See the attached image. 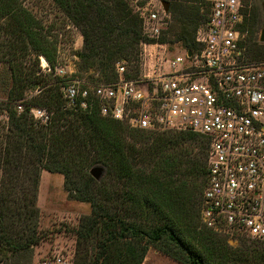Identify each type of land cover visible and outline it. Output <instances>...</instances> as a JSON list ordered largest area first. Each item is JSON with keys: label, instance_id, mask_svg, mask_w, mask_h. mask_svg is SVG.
Here are the masks:
<instances>
[{"label": "trees", "instance_id": "trees-1", "mask_svg": "<svg viewBox=\"0 0 264 264\" xmlns=\"http://www.w3.org/2000/svg\"><path fill=\"white\" fill-rule=\"evenodd\" d=\"M23 1L0 0V38L5 37L0 58L10 56L12 64L17 51L32 48L37 65L39 57L54 64L56 43ZM54 1L82 31L78 65L96 69L106 84L118 83V63L126 68V81L140 80L143 44L181 43L200 52L196 32L210 12L203 0H163L180 18V31L169 41L144 35L129 0ZM249 13L241 27L242 48L249 62L264 63V44L257 40L261 14L256 7ZM132 62L137 74L129 69ZM10 68L14 91L5 108L9 127L0 151V264H31L34 249L47 241L38 206L43 171L63 175L68 198L91 206L74 229V264H144L151 248L180 264H264V241L248 246L251 239L244 236L242 247L235 248L202 225L210 147L205 137L133 129L103 116L98 102L87 110L69 109L60 85L36 71L24 73L20 65ZM38 90L19 112L16 101ZM34 108L53 114L50 123L40 125ZM96 166L106 168L100 181L90 174Z\"/></svg>", "mask_w": 264, "mask_h": 264}, {"label": "built area", "instance_id": "built-area-1", "mask_svg": "<svg viewBox=\"0 0 264 264\" xmlns=\"http://www.w3.org/2000/svg\"><path fill=\"white\" fill-rule=\"evenodd\" d=\"M203 2L210 12L196 32L200 52L185 49L166 60L168 73L148 81L152 88L143 85L147 74L143 82L126 81L121 63L117 84L74 80L73 67L61 63L53 73L66 83L62 93L71 109L87 110L98 102L103 116L128 121L133 129L173 128L205 137L210 147L204 226L264 241V63L249 62L242 48L249 0ZM150 6L140 11L143 31L158 39L167 24L165 3ZM160 46L166 57L172 53L167 44ZM41 264L72 263L58 256Z\"/></svg>", "mask_w": 264, "mask_h": 264}, {"label": "rangeland", "instance_id": "rangeland-1", "mask_svg": "<svg viewBox=\"0 0 264 264\" xmlns=\"http://www.w3.org/2000/svg\"><path fill=\"white\" fill-rule=\"evenodd\" d=\"M182 3H187L185 0H180ZM179 1V2H180ZM134 12L140 17V11L142 12L144 8L151 5V8L159 9V5L163 3H168L163 0H129ZM23 6L26 10L31 12L32 15L38 20L40 25L45 29V33L49 36L52 43H56V61L51 64L46 58L39 57V65H37L36 53L32 48L24 54L21 51H17L18 59L11 60L7 57L5 60L0 58V151L4 149L6 145V133L9 127V116L5 108L7 107V100L10 96V92L13 90V80L11 79L13 69L11 66L20 65L25 69L24 73L32 74L36 71L38 75H44L48 79V82L53 85H60L63 91V87L66 83H62L61 80L54 76V68L61 63V65L72 66L74 70V80L85 81L92 84H106L100 80V75L98 71L94 68L89 70H84L78 65L79 53H81L84 46V37L80 28L76 27L73 22L67 17V15L59 8L58 4L54 0H24ZM264 0H249L247 3L246 18L249 11L256 7L261 14L262 26L259 34L257 35V40L260 42V35L263 29V13H264ZM171 4H169V12H167L166 22L164 30L161 33L160 38H167L170 40H175L177 34L180 31V21H177L179 17H175L170 13ZM166 11V10H165ZM250 14V13H249ZM177 18V19H176ZM180 19V18H179ZM246 21V20H245ZM172 31V32H171ZM176 31L175 35L174 32ZM256 35V34H255ZM158 37V39H160ZM245 39V38H244ZM5 37L0 38V42H3ZM173 40V41H174ZM244 41V40H243ZM263 44V43H261ZM145 49V44L141 46V56H140V80L143 82L144 75L147 74V79L143 82V85L147 86L148 81H152L154 78L158 77L160 73L166 74L168 70L164 71L166 60L175 58L176 55H182L185 48L181 43H168V48L172 53L166 54L164 48L160 45V42L156 44H147ZM6 51V48H2ZM246 49V48H245ZM244 49V54L246 50ZM248 53V52H247ZM246 56V54H245ZM247 59V56H246ZM4 60L5 62L1 61ZM44 60L47 62L46 66ZM134 62L130 63L129 69L132 74H137L136 68L133 65ZM157 80H160V77ZM9 77V78H8ZM50 85V86H53ZM156 86V85H155ZM144 87V86H143ZM148 87L152 88V84ZM147 87V88H148ZM149 90V89H147ZM14 91V90H13ZM41 93L38 90L33 93H26L25 97L16 101L17 108L19 112H23L24 103H27L31 97L36 96ZM65 100V99H64ZM67 108L71 109L67 103ZM35 112H32L34 119L39 122L40 125H47L50 123V118L53 116L46 109L34 108ZM39 111H42L40 113ZM127 122L128 121H124ZM129 124V123H128ZM165 131H178L173 128H168ZM161 130H155V132H165ZM180 132H190V131H180ZM208 165V163H207ZM103 167V166H100ZM105 168V167H104ZM106 169V168H105ZM106 174V173H105ZM105 176V175H104ZM104 178V177H103ZM102 178V179H103ZM101 179V180H102ZM65 177L61 174H53L48 171H43L41 175L40 191L38 196V206L41 209V228L48 233L47 241L42 243L40 246L34 249V256L31 264H41L45 261H53L58 256H66L69 263L74 264L77 242L74 229L77 227L79 219L91 212V206L87 203H80L68 198V193L64 188ZM202 222V219H201ZM202 225L204 223L202 222ZM215 232L214 230H212ZM218 233V232H215ZM228 241V243L235 247L241 248L243 241H246L243 237L246 235H232V233L222 232L218 233ZM247 242L248 246L252 244ZM254 246V244H252ZM144 264H180L171 258H168L157 251L155 248H151L147 259Z\"/></svg>", "mask_w": 264, "mask_h": 264}, {"label": "water", "instance_id": "water-1", "mask_svg": "<svg viewBox=\"0 0 264 264\" xmlns=\"http://www.w3.org/2000/svg\"><path fill=\"white\" fill-rule=\"evenodd\" d=\"M264 9V6H263ZM165 10L166 12H169V4L165 3ZM263 18H264V13H263ZM260 42L264 44V21H263V29L261 31V35H260ZM106 173V169L104 167H100V166H96L94 167L90 174L91 176L96 179L97 181H100L104 175Z\"/></svg>", "mask_w": 264, "mask_h": 264}, {"label": "bare ground", "instance_id": "bare-ground-1", "mask_svg": "<svg viewBox=\"0 0 264 264\" xmlns=\"http://www.w3.org/2000/svg\"><path fill=\"white\" fill-rule=\"evenodd\" d=\"M46 63H47V62L44 60V64H45V66L47 65Z\"/></svg>", "mask_w": 264, "mask_h": 264}, {"label": "crops", "instance_id": "crops-1", "mask_svg": "<svg viewBox=\"0 0 264 264\" xmlns=\"http://www.w3.org/2000/svg\"><path fill=\"white\" fill-rule=\"evenodd\" d=\"M90 214V213H89ZM85 215H88V214H85Z\"/></svg>", "mask_w": 264, "mask_h": 264}]
</instances>
